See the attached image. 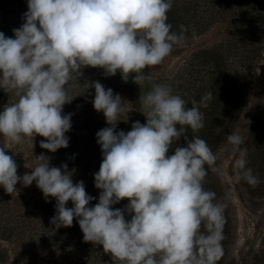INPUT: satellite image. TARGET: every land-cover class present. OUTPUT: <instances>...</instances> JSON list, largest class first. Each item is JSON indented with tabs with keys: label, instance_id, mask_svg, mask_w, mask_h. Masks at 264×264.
<instances>
[{
	"label": "clouds",
	"instance_id": "obj_1",
	"mask_svg": "<svg viewBox=\"0 0 264 264\" xmlns=\"http://www.w3.org/2000/svg\"><path fill=\"white\" fill-rule=\"evenodd\" d=\"M171 7L172 0H28L26 22L13 29L15 38L0 32V88L16 98L0 112V185L13 193L18 182L35 181L46 200H57L51 218L56 228L79 218L84 241L102 245L121 264H216L224 255V213L231 194L218 199L204 181L209 169L221 178L225 173L204 139L186 135L189 128L204 127L201 109L208 107L212 92L188 107L171 86L153 84L139 100L146 124L135 121L131 131L117 133L118 117L129 113L127 103L93 82L94 108L110 126L96 133L103 160L95 187L102 191L92 207L89 202L96 198L86 193L83 181L73 183L66 163L62 171L41 153L21 177L5 149L8 142L20 144L37 134L46 138L40 147L51 152L69 146L65 133L72 114L62 110L73 98L66 85L84 67H101L108 76L119 70L125 82L135 73L133 82L141 87L149 78L143 70L159 65L184 39L185 26L177 33L167 22ZM181 137L186 146L170 154ZM227 141L241 155L234 162V180L256 187L260 181L246 167L243 137L235 131ZM124 198L130 201L124 209L111 208ZM69 200L74 207H66Z\"/></svg>",
	"mask_w": 264,
	"mask_h": 264
},
{
	"label": "trees",
	"instance_id": "obj_2",
	"mask_svg": "<svg viewBox=\"0 0 264 264\" xmlns=\"http://www.w3.org/2000/svg\"><path fill=\"white\" fill-rule=\"evenodd\" d=\"M27 11L28 0H0V32L15 38L13 29L26 22L23 14ZM167 16L171 31L180 33V25L185 26L184 38L205 35L215 29L219 30V35L208 45L194 48L186 64L172 78L161 82L148 78L140 87L133 82L135 73L125 82L119 70L114 76H108L101 67H84L80 77L73 73L66 85L68 97L73 99L62 110V115L72 114L71 129L65 133L69 146L51 152L40 147V141L46 140L40 135L32 140L24 139L20 146L31 159V167H35L36 156L41 153L51 157L50 166L62 171L66 163L73 183L83 181L86 193L96 198L89 202L88 206L92 207L98 203L102 191L95 187V173L103 160L96 133L110 126L104 113L94 108L93 82L99 81L105 89H113L114 95L131 98L127 102L129 113L118 117L117 133L131 131L135 121L146 124L139 100L141 92L149 91L153 84L171 86L188 102V107H191V100L199 101L206 92H212L208 107L201 109L205 114L204 127L198 132L189 128L186 135L204 139L216 155L219 168L218 153L228 142L227 135L245 128L243 139L249 151L246 167L253 170L260 183L252 187L241 180L239 187L260 207L258 199H264V0H172ZM143 71L149 75L146 68ZM255 87V109L246 122L249 95ZM15 99L0 88V112ZM176 146H186L183 137L173 142L170 154ZM204 188L214 191L218 199L226 193L231 194L224 213L226 223L221 242L224 255L216 264H234L232 246L236 242L238 225L232 185L226 176L221 178L209 169ZM129 202L124 198L111 208L124 209ZM56 204V198L49 196L46 200L39 187L31 195H11L0 190V264H37L35 259L48 253L70 254L76 264H121L114 261L111 253L104 252L102 245L84 241L79 218L74 217L72 226L56 228L51 223ZM66 207H74L71 200ZM125 218L130 220L131 215L125 212ZM248 248L244 264H264V219L257 221L255 236Z\"/></svg>",
	"mask_w": 264,
	"mask_h": 264
},
{
	"label": "rangeland",
	"instance_id": "obj_3",
	"mask_svg": "<svg viewBox=\"0 0 264 264\" xmlns=\"http://www.w3.org/2000/svg\"><path fill=\"white\" fill-rule=\"evenodd\" d=\"M219 35V30H212L208 34L195 36L193 38L185 37L182 42L174 44L170 54L164 58V60L156 66L146 67L149 72L148 77L156 82H161L163 79L168 80L177 72V70L186 64V60L191 56L192 50L196 47H203L208 45L213 39ZM172 88V87H171ZM173 89V88H172ZM173 94H176L173 90ZM126 103L131 100L129 95L121 96ZM257 100V88H253L249 95L248 106L246 112V122L252 117ZM245 122V123H246ZM245 128H241L239 131L243 137ZM39 135V134H37ZM26 139V138H25ZM4 146L3 134H0V147ZM6 148V154L13 157L18 165L17 174L23 176L25 173L31 172V159L27 156L23 146L8 142ZM242 148H246V145H242ZM249 151L244 152L243 158L247 160ZM219 168L225 173V176L232 185L233 200L236 206L237 215V238L235 244L232 246L233 255L235 256L234 264H244L245 255L248 251L251 241L254 239L257 221L264 219V199L259 201L260 207L254 205L253 200L250 199L249 194L243 193L239 187V182L234 180L236 169L234 168V162L236 159L241 158L239 151L233 150V145L226 143L218 153ZM28 165L29 167H27ZM37 184L35 181L30 186H24L22 182H18L16 185V191L8 193L2 185L0 190L6 194L11 195H31L37 191ZM74 257V256H73ZM37 264H76L71 259L70 254L54 255V254H42L36 259Z\"/></svg>",
	"mask_w": 264,
	"mask_h": 264
}]
</instances>
